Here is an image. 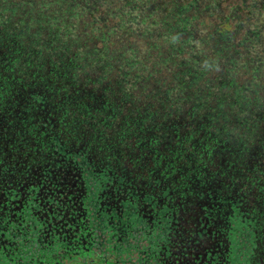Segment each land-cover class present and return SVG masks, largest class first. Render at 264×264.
<instances>
[{"label": "trees", "instance_id": "obj_1", "mask_svg": "<svg viewBox=\"0 0 264 264\" xmlns=\"http://www.w3.org/2000/svg\"><path fill=\"white\" fill-rule=\"evenodd\" d=\"M0 264H264V0H0Z\"/></svg>", "mask_w": 264, "mask_h": 264}]
</instances>
